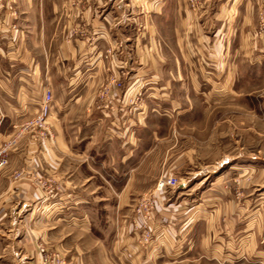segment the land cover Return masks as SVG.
Wrapping results in <instances>:
<instances>
[{
    "label": "rangeland",
    "instance_id": "obj_1",
    "mask_svg": "<svg viewBox=\"0 0 264 264\" xmlns=\"http://www.w3.org/2000/svg\"><path fill=\"white\" fill-rule=\"evenodd\" d=\"M37 1L25 4L23 0H0V12L9 17V22L3 23L1 29L4 37L9 32L18 33L20 11L29 27L36 26ZM161 1L166 0H138L129 4L135 9L136 29L131 40L138 39L141 51L138 56L144 57L142 65L148 63L146 56L153 47L162 62L158 68L160 73L164 77L174 75L179 80L176 47L182 45L183 48L197 41L200 46L197 57L202 66L196 71L191 68L193 74L228 75L229 80L202 85V96L198 92V97L204 99L202 104L193 96H187L189 88L185 89L184 85L176 84L174 88L173 84H162V87L171 86L173 96L157 100L146 97L143 88L137 104L130 106L139 114L134 115L139 117L140 128L144 122L152 123L151 128H154L156 122L169 119L173 127L160 131L159 146L154 148L152 156H159L161 162L158 163L156 157L144 161L139 170L146 177L136 188L139 194L132 196L122 197L100 189L98 180L87 183L73 173L68 177L73 171L89 175L88 168L73 160L63 159L57 173L48 167L51 165L48 160L43 163L42 175L27 167L23 158L28 150L26 141L50 143L52 153L56 154L51 121L62 114H56L53 102L47 129L33 128L36 114L10 116L0 109V162L5 160L0 167V264H55L57 260L58 264H264V0H167L170 11L175 5V18L169 29H162V25L150 17L154 6ZM78 3L76 1L75 6ZM185 20L188 27H197L196 32L186 36L187 41L185 34H179ZM204 22L206 32L202 29ZM63 23L64 18L59 23L64 30ZM185 90L187 97H184ZM47 91L52 93L54 105L62 108L65 102L62 92L56 96ZM221 94H229L231 99L216 103L217 95ZM126 104L129 106V100ZM180 107L183 111L178 113ZM164 109L170 115H163ZM189 117L193 122L178 126ZM179 154H186V161L180 160ZM245 159L261 160L260 169L256 166L259 170L225 174L223 179L210 176ZM160 165H164L165 170L181 171L183 183L195 175L202 176L196 186L199 193L196 198V192L190 193L193 202L186 210L187 222L197 220L198 226L187 223L181 229L185 235L179 236L177 230L176 234L157 231L155 224L145 225L136 213L137 203L154 190L162 175L149 190H142V184L154 176ZM53 171L58 175H52ZM8 176L13 184L26 180L38 190L41 205L48 207L41 211L39 205L36 214L20 212L18 203L24 202L21 192L3 195ZM120 185L122 181L117 187ZM69 189L83 193L92 202L91 206L74 203L82 200V196L73 198ZM227 196L242 209L233 217L236 222L230 220L229 226L225 217L229 212L226 207L222 209ZM117 201L133 206L131 209L124 206L123 211L117 213L109 207ZM51 202L57 205L56 210L51 211ZM4 204L8 205L6 209ZM196 205L201 211L195 210ZM55 213L57 215L52 217ZM30 216L40 221L33 223ZM82 218L89 219L91 225L83 226ZM222 230H227L232 240L227 241L226 232ZM212 235H215L214 241ZM217 238H220L218 242Z\"/></svg>",
    "mask_w": 264,
    "mask_h": 264
},
{
    "label": "crops",
    "instance_id": "obj_2",
    "mask_svg": "<svg viewBox=\"0 0 264 264\" xmlns=\"http://www.w3.org/2000/svg\"><path fill=\"white\" fill-rule=\"evenodd\" d=\"M23 1L28 4L33 0ZM76 1L79 2L77 6H75ZM132 1L138 0H38L36 26L29 27L24 20L23 11H20L18 33L9 32L10 34H7L6 37L1 29L4 27L3 23L9 22V17L0 12V109L2 112L10 116L35 115L38 113L40 103L47 90L56 96L59 94L58 92H62L65 100L62 108L58 104L54 105L53 100L56 114L65 116L63 118L59 116L56 121H51L55 133L53 144L56 146V154L52 153L49 147L50 143L33 144L30 141L25 143L28 150L25 149L27 152L23 156L25 160L23 161L27 167L33 169V172L42 175L43 163L48 160L51 163L48 167L50 166L52 170L55 169L57 173V166L63 159L73 160L88 168L89 175L73 171L67 174L68 177L73 173L87 183L98 180L100 189L119 194L118 196L137 195L139 191L136 188L141 186L142 180L146 177L145 173L140 172V166L144 161L152 160V157L158 158V163L161 162L159 156H152V154L155 151L154 148L159 146L160 131H169L173 124L170 119L163 120L156 122L153 124L154 128H151L152 123L144 122V126L140 128V120L137 116L139 114L136 112L129 114L128 112L129 109L134 111L133 108H126L124 113L117 115L102 112L98 92L108 75L116 70L126 72V76L122 77L123 89L116 94L122 98L138 95L145 88L143 91L149 99H169L170 96H173L171 86L169 88L167 85L165 87L161 85L173 84L175 88L178 84L181 87L184 85L185 89L188 87L189 94L187 96H193L201 104L204 99L198 97V92L201 93L202 85L229 80L228 75L193 74L194 71H191V68L194 67L196 71L197 67L202 66L201 60L197 57L200 48L197 41H191L183 48L182 45L176 47L179 80H176L174 75L164 77L160 73L158 68L161 67L162 62H159L153 47L152 52L146 56L148 63L146 62V65L143 66L144 57L138 56L141 53L138 48V39L133 42L131 40V34L136 29L133 16L135 9L130 8L129 5ZM167 5V0L161 1L154 6L150 15L152 21L162 25V29H169L175 18V5L171 11ZM22 15L24 19H22ZM63 18L64 30L59 25ZM187 21H182L179 31V34H185V41H187L186 36L192 34V31L197 28L195 25L188 27ZM205 22L202 24L204 32L207 31ZM75 23L76 25H74ZM207 26L211 27V25ZM70 31L71 33H69ZM66 37L67 40H65ZM38 52L40 54L37 56ZM190 53L194 58H190L192 56L189 55ZM167 71L170 72L169 69ZM187 96L185 90L184 97ZM216 98H218L216 103L231 99L229 94L217 95ZM178 110L180 111L178 113H181L183 107ZM157 111L156 109V113ZM134 114H137L136 117ZM162 114L170 115V112L164 109ZM191 120L192 117H189L182 123L180 122L178 126L193 122ZM179 159L186 161V154H179ZM238 162L228 165L220 171L212 172L210 176L223 179L225 174L239 175L248 171H256V169H260L262 161L245 159ZM233 168L236 170H231ZM173 170H165L164 165L158 166L154 176L142 184L144 186L142 190L154 187L159 175L174 174L181 180L183 173ZM55 171L52 172V175L56 174ZM7 179L8 184L3 195H6L7 192L9 194L21 192L20 195H23L24 202L18 203L20 212L36 214L39 205L41 211L44 207H48L41 205L37 198L38 190L29 186L26 180L13 184L9 176ZM121 181L122 185L117 187ZM201 181L202 176L195 175L186 182V188L166 190L158 195L154 219L157 231L162 233L172 231L175 234L178 231V235L184 234L185 231L181 229L185 228L188 223L186 219L187 206H191L192 204L189 203L193 202L190 193L196 192L195 198L197 197L199 188L196 186ZM228 185L231 186V183ZM69 191L72 195L74 194L73 198L82 196V200L79 199L80 201L74 203L91 206L92 202L89 198H85L83 193L70 189ZM227 194L230 195V192ZM231 200L232 198L227 196V202L222 207V209L226 207L229 212L227 216L223 213L228 220L226 221L228 226L230 220L236 222L233 217L242 211L240 206ZM18 204L16 203V206ZM4 205L6 209L8 205ZM197 205L195 210L201 211L199 207L202 204H199V207ZM56 206L51 202V211L56 210ZM124 206H129L131 209L133 205L123 201L109 204V207L117 213L123 211ZM56 215L55 213L52 217ZM30 217L33 223L40 221L37 217ZM24 219L30 218L25 217ZM80 221L83 226L85 223L88 226L91 225L87 218H82ZM188 224L195 227L198 226V221L191 222L190 220ZM222 231L226 232L227 241L232 240L227 230ZM212 237V241H214L215 235ZM219 240L220 238H217V242ZM6 241L10 240L6 239Z\"/></svg>",
    "mask_w": 264,
    "mask_h": 264
},
{
    "label": "built area",
    "instance_id": "obj_3",
    "mask_svg": "<svg viewBox=\"0 0 264 264\" xmlns=\"http://www.w3.org/2000/svg\"><path fill=\"white\" fill-rule=\"evenodd\" d=\"M126 76V72L124 70H116L112 71L108 77L106 78L103 86L98 92V98L101 102V111L109 113L111 115H117L119 113H124L126 108H131L133 104H137V100H139L138 95H134L132 97H120L116 94L123 89L122 77ZM126 100H129V106L126 104ZM52 95L50 92H46L44 97L40 103L38 113L33 119L32 125L34 127H39L42 129H47L48 124L47 120L52 112ZM134 109V108H133ZM129 114L132 112L129 109ZM32 121V120H31ZM47 127V128H46ZM50 139H52V135L49 133ZM5 164V160H1L0 167ZM184 189L186 188V183H183L181 180L177 178L174 174H167L166 176H161L154 190L142 198L136 205V213L139 217L142 218L145 225H153L154 224V213L156 210V197L165 192L166 190H175V189ZM154 214V215H153ZM144 227V226H143ZM44 251L42 250L41 253ZM55 264H58L55 262Z\"/></svg>",
    "mask_w": 264,
    "mask_h": 264
}]
</instances>
